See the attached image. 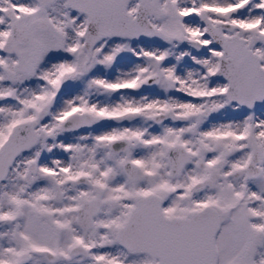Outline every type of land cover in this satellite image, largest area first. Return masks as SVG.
I'll use <instances>...</instances> for the list:
<instances>
[{
  "label": "snow or ice",
  "instance_id": "obj_1",
  "mask_svg": "<svg viewBox=\"0 0 264 264\" xmlns=\"http://www.w3.org/2000/svg\"><path fill=\"white\" fill-rule=\"evenodd\" d=\"M0 264H264V0H0Z\"/></svg>",
  "mask_w": 264,
  "mask_h": 264
}]
</instances>
